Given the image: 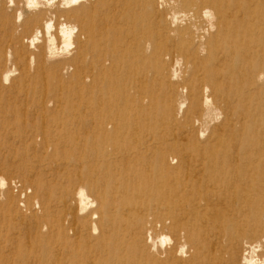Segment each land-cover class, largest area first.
Instances as JSON below:
<instances>
[{"label": "bare ground", "instance_id": "1", "mask_svg": "<svg viewBox=\"0 0 264 264\" xmlns=\"http://www.w3.org/2000/svg\"><path fill=\"white\" fill-rule=\"evenodd\" d=\"M0 63V86L14 64L72 86L95 140L51 220L73 233L57 228L63 256L35 233L0 264H264V0H0ZM43 97L39 115L71 106Z\"/></svg>", "mask_w": 264, "mask_h": 264}, {"label": "rangeland", "instance_id": "2", "mask_svg": "<svg viewBox=\"0 0 264 264\" xmlns=\"http://www.w3.org/2000/svg\"><path fill=\"white\" fill-rule=\"evenodd\" d=\"M11 67L18 74L7 85L0 86V177L6 183L5 188L0 190V217H4L0 219L3 227L0 231V253H7L10 246L17 245L19 251H16L26 254L37 240L34 234L39 233L45 249L61 258L65 247L60 243L57 228H63L69 240H73V233L69 232L68 224L60 221L54 226L51 220L62 219V190L67 185L66 177L74 173L77 147L90 148L92 137L78 134L73 129L72 86H68L67 90L60 89L57 82L47 75L38 81L28 79L20 83L18 65H7L12 70ZM4 68L6 66L0 63V72ZM41 96H44L45 103H54L60 98L67 99L71 106L54 115H39L33 101ZM24 97L28 98L27 103H24ZM49 109L51 107L45 108ZM11 111L16 115H5ZM149 113L144 130L150 134H162L165 126L163 122H158L156 109H151ZM3 163L10 171L1 170ZM20 174H25L26 180ZM36 182L42 187L39 194L35 192ZM26 231H30L28 236L24 234ZM163 234L170 238L167 232ZM167 248L168 245H165L164 249ZM13 261L15 264L22 263L17 258ZM9 262H12L11 258ZM44 263L49 264L47 258Z\"/></svg>", "mask_w": 264, "mask_h": 264}, {"label": "built area", "instance_id": "3", "mask_svg": "<svg viewBox=\"0 0 264 264\" xmlns=\"http://www.w3.org/2000/svg\"><path fill=\"white\" fill-rule=\"evenodd\" d=\"M23 194V193H22Z\"/></svg>", "mask_w": 264, "mask_h": 264}]
</instances>
